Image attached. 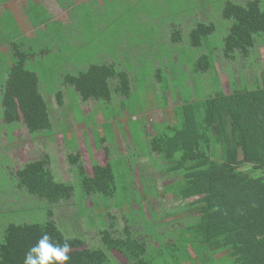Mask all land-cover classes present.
Instances as JSON below:
<instances>
[{
    "label": "rangeland",
    "instance_id": "obj_1",
    "mask_svg": "<svg viewBox=\"0 0 264 264\" xmlns=\"http://www.w3.org/2000/svg\"><path fill=\"white\" fill-rule=\"evenodd\" d=\"M23 1L18 3L16 14L20 15L22 10V15L44 16V4L33 3L34 0ZM227 1L45 0L55 19L59 15L64 21L71 17V21L67 25L58 20L43 23L46 27L43 26L44 29L37 31V36L30 40L36 55L29 62V67L38 71L41 90L49 104L54 130L48 134L67 132V139L73 133L76 137L67 140L65 145L66 140L63 142L55 135H43L42 145L37 143L29 148L33 138L22 121L15 125L9 139L3 133V129L7 128L0 121V230L10 221L31 219L42 222L47 219L51 206L56 221L67 236H82L88 246H97L102 242L100 230L109 223V212L116 217L119 230L125 227L127 221L137 231V236L152 240L149 242L150 252H153L157 262L174 263L167 250L160 255L154 250V244L156 241L165 243L170 235L175 234L172 231L183 224L194 223V217L199 216V212L196 209L184 212V202L187 201L180 200L178 196H168V193L178 190V184L172 187L169 184L177 181L180 175L170 172L167 166H163L159 155L151 152L149 129L156 122H171L174 117L173 105L169 108L166 102L169 98L167 88L173 91V97L180 93L184 100L199 102L214 97L217 89L229 94L235 87L257 86L264 72V41L256 43L247 58L240 53H236L235 59L223 56L222 36L227 33L226 27L230 26V22L222 17ZM236 2L245 4L247 0ZM262 3L264 5V0ZM4 6L0 2V11ZM199 22H214L217 25L209 45L218 49L217 69L222 88L215 87L214 73H195L192 70V57L199 56L202 49L190 46L189 33ZM177 29L182 35V41L178 43L173 41ZM24 32L30 36L33 34L29 26L24 28ZM6 36V31L0 30V37ZM25 37L23 34L20 40ZM256 38L262 41L264 36L256 34ZM8 57L12 56L8 54ZM10 61L12 58L7 59V62ZM92 63H116L120 69L128 71L132 83L131 96L115 99V93L111 102L92 98L83 100L72 86L63 84L66 73L86 69ZM158 68L162 69V77L153 78ZM111 83L114 86L116 81ZM58 90L64 92L63 105L57 100ZM102 104L104 107H100ZM122 104L126 109L121 108ZM157 108H162V111L151 112ZM163 111H169V115ZM167 116L168 119L165 118ZM89 129L95 136L100 135L95 139V146L88 142L90 137L92 139ZM115 132L118 142L111 146L109 153H103L100 139L112 140ZM77 152L82 154L87 172L93 171L92 158H97L102 164L106 159L113 158L114 198L105 195L83 198L82 185L80 187L79 182H75L77 174L69 162V155ZM45 153L51 157L50 165L57 179L72 181L78 197L51 205L15 184L17 179L12 175L28 161L44 157ZM110 256L114 259L113 264H128L117 251L111 252ZM200 262L203 264V261ZM208 264L232 263L215 257Z\"/></svg>",
    "mask_w": 264,
    "mask_h": 264
},
{
    "label": "trees",
    "instance_id": "obj_2",
    "mask_svg": "<svg viewBox=\"0 0 264 264\" xmlns=\"http://www.w3.org/2000/svg\"><path fill=\"white\" fill-rule=\"evenodd\" d=\"M1 1L5 2L6 12L0 16V30L9 36L0 37V121L7 128L2 129L9 138L15 125L22 121L30 134L53 131L40 75L29 67L36 53L29 38L20 40L26 33L18 27L13 10L7 6L11 0ZM27 15L33 26L50 21L46 13L41 18ZM222 17L230 22L221 43L226 58L235 59L236 53L247 58L256 43L264 41L256 38V34L264 36L262 0H247L245 4L228 0ZM216 30L214 22H199L190 30L188 42L192 48L202 49L199 56L192 57V70L214 73L215 87L222 88L217 69L218 49L209 45ZM173 41H182L180 30H175ZM8 58L12 61L7 62ZM155 73L158 79L162 77L161 68ZM112 80L116 81L114 86ZM63 84L72 86L83 100L111 102L115 93L124 97L132 94L129 72L116 63H92L86 69L68 72ZM56 95L63 105V90ZM173 112L172 124L162 123L161 131L150 140V149L167 162L170 172L179 173L180 178L172 184L179 185L175 190L178 198L197 197L188 204L198 210L199 216L194 217V223L183 224L176 233L172 231L175 234L165 243L156 241L154 250L160 255L167 250L174 260L162 264H208L215 257L220 258L218 254L222 252L226 255L222 258L232 264H264V72L254 88L235 87L229 94L217 89L214 97L199 102L183 99ZM97 137L100 135L96 134ZM50 161V155L45 153L43 158L27 162L12 175L17 179L15 184L51 205L78 197L72 181L57 179ZM69 162L77 174L75 182L82 185L84 199L100 195L114 198L115 178L110 163L102 165L93 160V175H89L79 152L70 154ZM47 215L42 222L22 219L3 226L0 264H24L25 254L45 233L52 236L53 243L64 242L67 235L51 206ZM107 216L109 223L104 220L106 227L99 232L101 244L88 246L85 237L67 236L72 245L68 264H113V251L119 252L128 264H161L150 252L151 236L150 241L140 238L127 221L119 230L116 217L109 212Z\"/></svg>",
    "mask_w": 264,
    "mask_h": 264
},
{
    "label": "crops",
    "instance_id": "obj_3",
    "mask_svg": "<svg viewBox=\"0 0 264 264\" xmlns=\"http://www.w3.org/2000/svg\"><path fill=\"white\" fill-rule=\"evenodd\" d=\"M22 1L23 0H11V1H9L8 3H7V6L8 7H13V12H14V14H15V16H14V18H15V20H16V23L18 24V27H20V29H22V30H24V28H26L27 26H29V30L33 33L31 36L30 35H28L27 33L25 34L26 35V38H29L30 40L33 38V36H35V34H36V32L37 31H39V30H42V29H44L46 26L42 23V24H40V25H38V26H33V24H32V21L29 19V17H28V15L27 14H25V15H22V10L20 11V15L19 14H16V11L18 12V9H17V7H18V3L19 2H21L22 3ZM0 2H1V4L4 6V4H5V2L4 1H1L0 0ZM24 2V1H23ZM34 2L35 3H41V4H44V11H45V13H46V15L47 16H49L50 17V21H60L63 25L64 24H69L70 23V21H71V17H68V19L67 18H65V21H64V19L61 17L60 18V16L59 15H57V19H55L54 18V14L51 12V10L49 9V7L46 5V3H45V0H34ZM21 7H23V6H21ZM68 9V8H67ZM6 10V8H5V6L4 7H1V11H0V16H4L3 14H4V12H6L5 11ZM71 16V15H70ZM18 19V20H17ZM70 19V20H69ZM43 26H44V28H43ZM66 29H67V32H68V30H69V28H67L66 27ZM43 55L45 54V53H42ZM77 71H78V69H76ZM63 72V71H62ZM157 76L158 75H156V73L154 72L153 73V75H152V77L153 78H157ZM158 79V78H157ZM167 91V93L169 94V98L167 97L166 98V102H168V104H169V108H170V106H172L173 105V107H172V111H174V109L175 108H178L179 106H181L182 105V103H183V98H182V96H181V94L179 93V94H175L174 95V97L172 96V94H173V91H169V89H167L166 90ZM43 93V92H42ZM64 93V92H63ZM178 95V97H176ZM57 96V95H56ZM116 97L117 98H119V97H121V99L122 98H124V99H127L128 97H124V96H121V95H119V94H116V96H115V99H116ZM63 100H64V98H63ZM99 101V100H98ZM172 101H173V104H172ZM64 102H65V100H64ZM101 106H103V105H100V107ZM104 107V106H103ZM121 108L124 110V109H126V107H124V105L122 104L121 105ZM156 111H162V108H157V109H155V110H151V112H156ZM95 113V112H94ZM163 113L165 114V115H169V111H167V112H164L163 111ZM119 115V114H118ZM125 116H128V114L125 112ZM117 117V116H116ZM119 117V116H118ZM103 118H106V116L105 115H103ZM166 119H168V116L167 117H165ZM164 119V118H163ZM165 122H167V121H165V120H163L162 122H156L154 125H152V129H149V134H151V136H153V135H155V134H157L159 131H161V126H162V123H165ZM167 123H170V122H167ZM166 124V123H165ZM170 124H172V123H170ZM127 131L129 132V135L131 136V133H130V128L129 127H127ZM153 132V133H152ZM3 133H5V132H3ZM89 133L91 134V136H92V139H91V137L89 138V140L88 139H86V140H88V142L89 143H92L93 144V146H95V133L93 134V131L92 130H90L89 129ZM28 134H30L29 132H28ZM34 134H30L29 136L31 137V138H33L32 140V144H30L29 145V148H30V146L31 145H35V144H40V145H42V138L44 137L43 135H48V136H56V137H58V138H61L62 139V141L63 142H65V140H66V143H65V145H67L68 144V141L67 140H69V141H71L72 140V138H74V137H76V135L73 133L72 134V137H69L68 139H67V132H58V134H56V131H54V133L53 134H48V130H46V131H44V130H41V131H38L37 133H35V136H33ZM41 135V136H40ZM5 136H6V138H7V134L5 133ZM38 136H40V138L37 140V141H35L37 138H38ZM9 139V138H8ZM79 139V138H78ZM100 141H101V143H102V152L103 153H109V150H110V148H111V146L112 145H114V144H116L117 142H118V139H117V132H115L114 134H113V139L112 140H109V139H107V138H104V137H102L101 139H100ZM81 143H82V141H80ZM7 143H10V142H8V140H7ZM149 143V146L151 147V145H150V141L148 142ZM95 151H96V149H95ZM48 154V153H47ZM159 157L161 158V156L159 155ZM41 158H43V157H41ZM41 158H38V159H41ZM99 158V157H98ZM38 159H34V160H31V161H37ZM113 159V158H112ZM111 159V160H112ZM141 159H143V158H141ZM93 160H97V158H92V163H93ZM111 160H109V159H106L105 161H103V164L102 163H100V164H102V165H107V164H111ZM162 160V159H161ZM31 161H28V162H31ZM163 162V161H162ZM161 162V163H162ZM163 166H168V164H167V162H163ZM88 174L89 175H93V171L92 172H88ZM64 181H66V180H64ZM172 184H173V182L172 183H170L169 185L172 187ZM166 187V186H165ZM144 191V190H143ZM167 195V194H166ZM168 196L169 197H172V196H177L176 195V193H173V192H170V193H168ZM197 197H193V198H190V199H187L186 201L187 202H184L185 203V205H186V211H191V210H187V209H193V206H191V204H188V203H191V201H193L194 199H196ZM151 199V198H150ZM150 204V203H149ZM138 206V205H137ZM146 206H147V204H146ZM148 208L150 207V205H148L147 206ZM175 233L177 232V230L176 231H174ZM173 232V233H174ZM174 240V238L173 237H171V239H170V241H173ZM219 256H221V257H225L226 255H225V252H222V253H219L218 254Z\"/></svg>",
    "mask_w": 264,
    "mask_h": 264
},
{
    "label": "clouds",
    "instance_id": "obj_4",
    "mask_svg": "<svg viewBox=\"0 0 264 264\" xmlns=\"http://www.w3.org/2000/svg\"><path fill=\"white\" fill-rule=\"evenodd\" d=\"M70 239V237L65 236L62 244L53 243L50 234H43L37 244L33 245L25 254L24 264H68L69 253L72 251Z\"/></svg>",
    "mask_w": 264,
    "mask_h": 264
}]
</instances>
